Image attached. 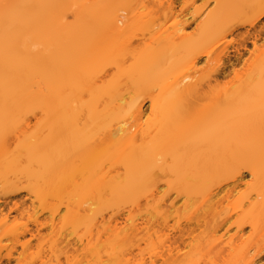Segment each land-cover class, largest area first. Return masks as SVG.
<instances>
[{
  "label": "bare ground",
  "instance_id": "1",
  "mask_svg": "<svg viewBox=\"0 0 264 264\" xmlns=\"http://www.w3.org/2000/svg\"><path fill=\"white\" fill-rule=\"evenodd\" d=\"M214 1L215 12L190 34L187 17L195 18L201 8L180 16L175 0H0V204L26 192L45 206L48 197L67 190L109 208L158 194L165 173L174 177L177 192L187 196L213 183L216 197L230 183L227 192H235L244 172L255 176L257 167L249 157L264 141V74H247L220 87L217 83L233 64L228 36L259 21L264 0L248 6L258 11L247 22L233 15L238 3ZM71 7L73 18L67 22L64 12ZM177 18L182 20L173 22ZM166 64L187 71L169 80L167 71L158 69ZM32 84L43 90L31 92ZM256 98L261 100L256 118L250 114L245 119ZM232 103L240 109L212 110ZM36 109L47 128L37 148L39 138L25 132L27 116ZM7 126L16 129L8 132ZM21 160L28 162L21 165ZM32 179L40 184H30ZM257 194L264 206V187ZM2 210L0 230L8 229L18 242L29 230L26 224L22 232L18 224L8 226L9 212ZM155 212L161 215L157 208ZM251 214L238 219L240 232L246 223L256 231ZM95 216L101 218L96 242L105 247L107 259L96 249L94 261L127 264L126 253L116 254L105 245L137 237L140 227L129 232L116 217L103 221L102 212ZM53 220L51 216V227ZM257 234L264 239V227ZM241 236L223 244L232 249ZM255 246L241 251L247 264H262L257 254L264 245L262 250ZM171 248L167 246L168 254Z\"/></svg>",
  "mask_w": 264,
  "mask_h": 264
},
{
  "label": "rangeland",
  "instance_id": "2",
  "mask_svg": "<svg viewBox=\"0 0 264 264\" xmlns=\"http://www.w3.org/2000/svg\"><path fill=\"white\" fill-rule=\"evenodd\" d=\"M232 1L238 3L240 9H234V13L231 12L233 15L235 14L236 19L241 21L247 22L253 13L258 11V9L248 8L255 0ZM174 5V10L180 16L185 14L189 16L196 8H201L199 15L195 18L187 17L188 27L186 30L190 34L196 31L197 25L204 20L209 12L216 10L214 0H175ZM74 9L71 7L64 12L67 22L72 21ZM178 20L182 19L177 18L173 22H179ZM169 24L170 22H166L164 26L167 27ZM227 39L231 42L229 55L233 64L227 67L228 75L218 81V87L224 86L229 80L234 81L247 74H264V16L253 26H249L247 23L239 26ZM235 57L238 58V61L235 60ZM201 60L198 67L204 64L205 58ZM158 69L167 71L169 80H173L187 71L186 66L167 64ZM38 89L43 90L36 84L31 85V92H39ZM260 101L259 98H256L253 108L247 111L245 119L249 118L250 114L256 118L258 111L256 102ZM145 108L146 117L149 115V102L145 104ZM239 109L237 104L232 103L231 105L221 104L212 110L221 114L223 111H238ZM209 110L211 109L204 110V113ZM29 114L25 132L33 138H39L35 143L37 148L41 144V138L46 134L47 128L43 125L44 117L39 110L36 109ZM7 128L8 132H13L16 129L12 126H7ZM249 161L252 166L257 167L255 176H251L249 171L244 172L243 179L237 182L239 186L231 195L227 192L229 187L232 188V183L229 182L226 191L217 194L216 197L213 193H216L217 190L213 183L200 188L203 190H193L186 196L172 187L174 177L168 173L159 177V184L163 188L158 194L147 199L140 196L135 201L124 200L119 205L109 208H106L108 207L106 203L104 205L103 202L90 200L78 192H68L67 190L61 191L57 197H48L43 203L45 206L40 204L41 202L34 195H28L26 192L19 193L10 197L7 203L0 204V210L3 209L5 214L9 212L8 226L18 224L17 231L22 232L26 224L29 231L24 232L18 238V242H15L8 229L0 230L2 264H96L97 262L94 261L96 249L104 252L102 260H106L105 247H100L96 242L95 233L98 230L97 227L100 228L101 222L99 216L93 218L96 212H102L103 221L116 217L121 222L118 225L126 227L129 232L134 225L140 227L137 237L129 236L118 244L105 245L107 249L113 250L112 252L116 254L131 252V255L129 253L122 257L130 259L127 264H247L248 259L241 256V251L243 252L244 248L252 244L256 245V249L260 246V250H262L264 245V239L260 241L257 234L264 227L263 199L257 194L263 192L264 187V141L258 151L251 154ZM27 162L21 160L20 164L24 165ZM36 164L33 162V166ZM166 182L170 184L167 185ZM29 183L40 184L35 179L29 180ZM208 195L213 197L208 198ZM245 197H249V199L246 200ZM240 200L247 201L241 208L238 205ZM170 202H173L174 208L168 210ZM167 205L169 206L167 207ZM84 207L91 210L83 211ZM10 208L11 210H9ZM54 208L56 212H53ZM156 208L161 215L156 214ZM246 212H252V222L256 224L255 232H253L250 223L241 226L242 232L236 227L238 219ZM73 213L78 217L75 218ZM155 214L156 216H154ZM51 216L54 218L52 227ZM33 218L37 220V223L32 222ZM126 219H129V222ZM239 233L242 234L241 238L234 242L232 249H228L223 243L227 242L231 236L234 238L236 234L238 238ZM104 239L105 237L102 238V240ZM22 244H26V246H22ZM167 246H172L169 254L166 251ZM174 246L177 247L174 248ZM217 247L224 249L218 251ZM257 255L264 264V251H260ZM105 264L115 263L107 261Z\"/></svg>",
  "mask_w": 264,
  "mask_h": 264
}]
</instances>
